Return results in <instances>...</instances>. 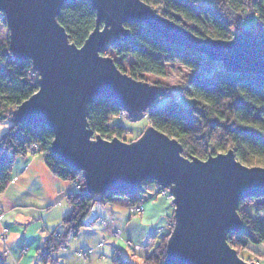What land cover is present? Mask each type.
<instances>
[{
    "label": "water",
    "instance_id": "obj_1",
    "mask_svg": "<svg viewBox=\"0 0 264 264\" xmlns=\"http://www.w3.org/2000/svg\"><path fill=\"white\" fill-rule=\"evenodd\" d=\"M67 1L0 0L11 54L40 74L36 95L14 110L15 120L45 124L54 134L52 154L82 174L89 194H143L144 185L154 183L169 189L174 224L162 264H257L242 259L227 238L244 230L240 203L264 197V167L243 164L232 149L206 160L186 157L176 138L154 126L134 141L107 140L90 126L88 110L104 95L138 119L159 97L155 84L122 72L106 55L121 39L131 40L128 24L255 78L264 76V29L228 40L203 38L144 0H88L96 25L78 47L58 21Z\"/></svg>",
    "mask_w": 264,
    "mask_h": 264
},
{
    "label": "trees",
    "instance_id": "obj_2",
    "mask_svg": "<svg viewBox=\"0 0 264 264\" xmlns=\"http://www.w3.org/2000/svg\"><path fill=\"white\" fill-rule=\"evenodd\" d=\"M159 8L161 14L186 27L196 35L207 38L231 39V28L236 25L249 9L260 20H264V0H215L210 5H199L196 0H144ZM181 17V20H178ZM59 23L70 35V40L81 47L96 25V12L88 0H68L58 16ZM0 24L7 26L4 13L0 11ZM246 25L250 29H246ZM254 19H248L243 30H258ZM131 40L121 39L111 50L124 58L131 56L132 63L126 70L115 60L118 68L138 80H145L146 74L165 76L166 65L179 63L184 67L200 71L182 84L181 93L174 96L171 88L160 82L159 97H172L162 106L153 105L145 114L149 126L176 138L184 148V156H195L206 160L211 155L232 149L237 160L247 166L264 167V76L255 78L244 73L227 72L223 65L206 56L184 47L174 46L144 25L128 24ZM31 65L28 61L15 58L9 44L0 45V122L9 120V129L0 138V193L10 182L11 168L15 158L26 155L34 144L45 160L52 174L71 184L83 183L82 174L65 161L55 158L51 152L53 132L43 123L22 125L13 115L14 110L38 90V83L29 76ZM186 96L193 104L184 108L180 99ZM122 112L121 106L108 96H98L88 110V121L97 135L111 140L115 137L130 142L125 136L126 128L114 119ZM148 126V127H149ZM128 131V130H127ZM84 184V183H83ZM150 184L145 185V189ZM140 195L131 191L108 193L104 196L89 194L86 187L68 195L71 207L63 219L64 231L55 230L40 247L38 255L47 261L51 252L61 249L70 237L77 236L85 226L84 219L97 202L108 203L113 197L129 198V205L140 202ZM259 203L264 210V197L251 198L240 203L239 213L244 221L242 233L228 234V243L240 252L254 248L264 242V222L243 209L244 205ZM145 207V206H144ZM174 224L170 219V233ZM61 233L56 239L54 234ZM168 234V233H167ZM164 237L153 250L145 255L143 264H162L166 258ZM253 255V256H254ZM6 254H0V264H8ZM254 258L248 261L253 262ZM112 264H132L120 257H114Z\"/></svg>",
    "mask_w": 264,
    "mask_h": 264
},
{
    "label": "crops",
    "instance_id": "obj_3",
    "mask_svg": "<svg viewBox=\"0 0 264 264\" xmlns=\"http://www.w3.org/2000/svg\"><path fill=\"white\" fill-rule=\"evenodd\" d=\"M10 125L9 120L0 122V138ZM10 178L14 182H10L0 193V236L4 228L9 230L7 247L0 238V254L7 255L8 264H42L38 256L40 247L53 231H64L62 221L71 210L67 195L72 184L54 176L41 154L17 156L11 168ZM139 197L140 200L144 199L145 213L138 216V220L135 219L137 216H132L129 211L130 202L127 197L116 196L106 204L95 203L84 219L85 226L79 233L88 229L89 238H97L99 241L89 248L77 250L76 253L81 250L90 251L87 261L92 264L94 256L105 259L108 255L111 256V261L114 257H120L132 263L129 258L131 254L124 242L121 247L118 244L119 239L110 238L102 229L101 219L109 220L115 227L124 226L127 238L123 233L121 241L130 239L153 248L169 231L173 204L169 203L172 206H167L168 202L159 200L158 197ZM243 209L252 213L248 205H244ZM262 221L264 222V219ZM133 222L145 229V236L141 241H135L133 234L129 233ZM68 243L69 240L66 248ZM262 246L263 244H260L254 248L259 251ZM68 255L69 249L59 251L58 263L62 264V258ZM73 263L81 264L82 261L77 257Z\"/></svg>",
    "mask_w": 264,
    "mask_h": 264
},
{
    "label": "rangeland",
    "instance_id": "obj_4",
    "mask_svg": "<svg viewBox=\"0 0 264 264\" xmlns=\"http://www.w3.org/2000/svg\"><path fill=\"white\" fill-rule=\"evenodd\" d=\"M154 8L157 9L158 12L161 14L159 8H156V7H154ZM241 16H243V14ZM256 27H258V26L256 25ZM246 29L249 30L250 26L246 25ZM261 30H263V29L258 27V30L257 29L255 30L253 28L252 31L253 32H259ZM242 31H245V30H242ZM208 37H211V36L208 35ZM9 41H10V39H9L8 27L0 24V45L9 44ZM106 55L112 57L114 60H117V61L121 62L123 67L126 70L129 69L130 64L133 61V58L131 56H128L126 58H124L122 56H118L115 53H113L111 49L109 50L108 53H106ZM199 72L204 73L203 70H200V71L191 70V69H188V68L184 67L183 65H181L179 63H169V64L166 65V74H165V76H156V75L146 74L144 76V79H145L144 81H147V82L152 83V84H154L155 82H160L163 87L171 88L172 93L174 94V96H176V95L181 93V90H180L181 85L186 83L190 79H192ZM170 99H172V97H158V99L156 100L154 105L158 106V107L162 106V105L166 104ZM193 102H194L193 99H190V98H188L186 96H182L181 99H180V103H181V105L184 108H187V107L191 106L193 104ZM145 114H147V112L144 113L138 119H131L130 116L128 115V113L122 109V112L117 117V119L116 118L114 119V121L115 122H117V121L121 122L122 125L128 130V131L126 130L125 136L130 141V140H134V139L140 137L143 134V132L146 130V128H148V126H149L148 124L149 123H148V120L146 119L147 116ZM33 146H37L38 148L37 147H33ZM33 146L30 149L28 154H30L32 156H35V155H37L39 153V146L37 144H34ZM32 149H34L33 153L31 152ZM35 149H36V151H35ZM82 179H83V177H82ZM83 183H84V186H85V180L84 179H83ZM83 183H81V184L83 185ZM145 185H144V189H145ZM149 186H152V184L149 185ZM155 189H156L155 186H152V187L148 188L147 190L145 189V191L143 193L144 196L146 197L149 192H153V191H155ZM166 190H169V189H166ZM75 193H73V194H75ZM140 194H142V193H140ZM68 195H70V192H68ZM68 195H67V197H68ZM159 195H160V193L157 194L156 196H153V197H158L157 199L164 200L165 202H168L167 206H172V205H170L171 203L165 197H162V196H159ZM256 199H259V198H256ZM253 205H254V203H252V205H250V209L252 211V214L255 215L257 218H260L261 220H263L264 219V214H262V212L260 210L259 211L253 210V208H252ZM173 211H174V206H173V209H172V214H173ZM131 215L132 216H137V217H135V219L138 220V218L140 217L141 214H134V215L131 214ZM100 223H101L103 231H105V233H107V235L110 238L119 239V238L116 237L117 236L116 234L114 235V234H112L110 232V230L112 228H114L115 226H113L109 222V220L101 219ZM123 225H125V224H123ZM109 227H110V229H109ZM116 228H118L122 233H124V231H125L124 226L122 228H119V227H116ZM6 230H7L6 228L3 229V232H2V234L0 236V238H1V241L7 247V240H8L7 233H8L9 230L5 233ZM84 230L85 231H81L77 236L70 237L69 243H68V248H66V246H67V243H66V245L61 247V249L51 252V255H50V257H49V259L47 261L41 260L42 264H59L58 263V252L59 251L60 252L66 251L68 249H69V255L67 257L62 258L61 263L62 264H71V263L73 264V262L78 257L77 253L82 252V250H81V251H78L76 253L77 250H79L81 248H89V246H91L94 243L99 241L97 238L96 239H94V238L90 239L89 236H88V233H87V231H89V230L88 229H84ZM168 230H169L168 234L164 235L162 237V239L164 237L166 238L167 235H170V228ZM57 233H59V232H56L54 234V237H55V235ZM129 233L133 234V239L135 241H141L143 236H145L144 235L145 234V229L143 227L140 228L139 226H137V224L135 222H133L131 224V226H130ZM124 235H125V238H127V234L124 233ZM162 239H160L158 243H160L162 241ZM119 240H120L118 242L119 246L123 247V245L125 244L126 249L130 252L131 256L129 258H130V260L132 261L133 264H143V260L145 258V255L147 253H149L151 250H153V248L155 247L154 246L152 248V246H143L142 244L134 242V241H132L130 239H125V241H123V240L121 241V239H119ZM166 241H168V238L166 239ZM123 242H124V244H123ZM129 243H133L134 246L138 245V246H140V248L133 250L128 245ZM262 244H263V246L259 250L262 253V256L259 258L261 261H259L257 258H255L253 260L257 264H264V242ZM238 254L245 261H248L249 258H253L254 257L252 255V251L249 250V249H244V250L238 252ZM84 255H85L84 259H79V260L82 261L81 264H92L91 262L87 261L88 254L84 253ZM92 262H93V264H112L110 255H108L105 259L104 258L102 259L99 256L98 257L94 256L92 258Z\"/></svg>",
    "mask_w": 264,
    "mask_h": 264
},
{
    "label": "built area",
    "instance_id": "obj_5",
    "mask_svg": "<svg viewBox=\"0 0 264 264\" xmlns=\"http://www.w3.org/2000/svg\"><path fill=\"white\" fill-rule=\"evenodd\" d=\"M196 2L199 4V5H202V6H206V5H210L212 4L213 2H215V0H196ZM254 19L255 22L258 24L259 28H262L264 29V20H260V18L256 15V14H252L251 11L249 9L245 10L244 13H243V16L240 17L238 23L236 25H234L232 28H231V38H234L235 36H237L238 34H240L243 30V27H244V24L248 22V19ZM31 65V70L29 72V76L31 78H33L34 80L38 81V79L40 78V74L37 70H35L31 64L30 61H28ZM33 147H37V146H33ZM38 148V147H37ZM36 148V149H37ZM35 149V151H36ZM31 152L33 153L34 152V149L31 150ZM151 185V184H150ZM84 184L82 185L81 183H74L72 185V188L70 189V194H73L79 190H81L83 188ZM152 186H155V191L153 192H149L147 194L146 197H152V195L156 196L157 194L160 193L159 196H162V197H165L170 203H172L173 199H174V196L172 195V193L169 191V190H166L165 188H162L160 185H158L157 183H154L152 184ZM152 186H147L146 187V190ZM154 193V194H153ZM141 197L143 196V198L145 197L144 194L140 195ZM253 210H257V211H261L262 214H264V210L262 208V205L259 204V203H256L252 206ZM129 211L131 212V214H142L144 211H145V207H144V199H142L140 202L138 203H135L133 205H129ZM7 229V228H6ZM110 229V227H109ZM8 231V229L5 231V233ZM110 232L112 234H116L117 238H123V233L116 227L112 228L110 230ZM60 233H57L55 235V237H60ZM127 241V240H126ZM129 241V240H128ZM131 249H139L140 246H134L133 243H129L128 244ZM90 251H82V252H79L77 253L78 255V259H84V253H89ZM87 256V255H86ZM261 261V260H259ZM74 264V263H73Z\"/></svg>",
    "mask_w": 264,
    "mask_h": 264
},
{
    "label": "bare ground",
    "instance_id": "obj_6",
    "mask_svg": "<svg viewBox=\"0 0 264 264\" xmlns=\"http://www.w3.org/2000/svg\"><path fill=\"white\" fill-rule=\"evenodd\" d=\"M109 52V51H108ZM107 52V53H108ZM154 195H152V197H153ZM61 238V235H60V237H57L56 239L58 240V239H60ZM252 255H254V254H252ZM262 256V253L260 252V251H258L257 253H256V255H254V259L255 258H257L258 260H260L259 258Z\"/></svg>",
    "mask_w": 264,
    "mask_h": 264
},
{
    "label": "snow or ice",
    "instance_id": "obj_7",
    "mask_svg": "<svg viewBox=\"0 0 264 264\" xmlns=\"http://www.w3.org/2000/svg\"><path fill=\"white\" fill-rule=\"evenodd\" d=\"M100 31H103V29H100ZM33 95H36L35 93Z\"/></svg>",
    "mask_w": 264,
    "mask_h": 264
}]
</instances>
